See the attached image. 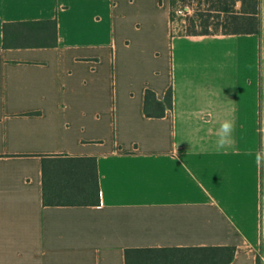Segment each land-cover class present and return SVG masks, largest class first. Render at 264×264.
Returning a JSON list of instances; mask_svg holds the SVG:
<instances>
[{
	"label": "crops",
	"instance_id": "1",
	"mask_svg": "<svg viewBox=\"0 0 264 264\" xmlns=\"http://www.w3.org/2000/svg\"><path fill=\"white\" fill-rule=\"evenodd\" d=\"M260 16L261 35L190 36L171 0H0V264L213 247L261 264Z\"/></svg>",
	"mask_w": 264,
	"mask_h": 264
},
{
	"label": "trees",
	"instance_id": "2",
	"mask_svg": "<svg viewBox=\"0 0 264 264\" xmlns=\"http://www.w3.org/2000/svg\"><path fill=\"white\" fill-rule=\"evenodd\" d=\"M179 1L185 0H171L172 10ZM261 2L262 0H202L201 4L206 8L205 14L196 16L193 24L187 27L186 34L190 36L261 35ZM239 5L240 8H238ZM195 22H199L200 26ZM172 108L171 89L167 92L164 101H159L155 93L146 92L145 114L147 117H164ZM45 163L43 166L44 204L54 206L59 199L56 200L48 193ZM100 198L99 193V202ZM235 252V248L229 247L127 250L125 260L126 264H230Z\"/></svg>",
	"mask_w": 264,
	"mask_h": 264
},
{
	"label": "rangeland",
	"instance_id": "3",
	"mask_svg": "<svg viewBox=\"0 0 264 264\" xmlns=\"http://www.w3.org/2000/svg\"><path fill=\"white\" fill-rule=\"evenodd\" d=\"M186 4L190 6L192 9L190 14H188L186 17L181 18L179 20V25L183 30L181 31H187V27L193 24V21H195L197 15H204L205 14V6L202 5V0H185L184 1ZM261 17V16H260ZM198 26L199 22H195ZM213 23V21H212ZM180 28V27H179ZM181 33V32H180Z\"/></svg>",
	"mask_w": 264,
	"mask_h": 264
},
{
	"label": "clouds",
	"instance_id": "4",
	"mask_svg": "<svg viewBox=\"0 0 264 264\" xmlns=\"http://www.w3.org/2000/svg\"><path fill=\"white\" fill-rule=\"evenodd\" d=\"M233 125L230 121H225L221 124L219 131V140L217 142V148H223L225 144L228 142L227 137L230 135L232 131ZM255 162L257 166L264 165V150L261 152H257L255 155Z\"/></svg>",
	"mask_w": 264,
	"mask_h": 264
},
{
	"label": "built area",
	"instance_id": "5",
	"mask_svg": "<svg viewBox=\"0 0 264 264\" xmlns=\"http://www.w3.org/2000/svg\"><path fill=\"white\" fill-rule=\"evenodd\" d=\"M191 10L190 6L185 2L179 1L176 3L175 8L172 10V24L174 30L180 27L179 20L190 14ZM260 262L264 264V255L260 257Z\"/></svg>",
	"mask_w": 264,
	"mask_h": 264
}]
</instances>
